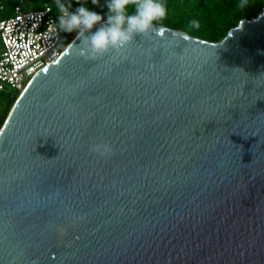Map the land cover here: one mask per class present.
Listing matches in <instances>:
<instances>
[{
	"label": "water",
	"instance_id": "water-1",
	"mask_svg": "<svg viewBox=\"0 0 264 264\" xmlns=\"http://www.w3.org/2000/svg\"><path fill=\"white\" fill-rule=\"evenodd\" d=\"M79 43L0 130V264H264V7L217 42Z\"/></svg>",
	"mask_w": 264,
	"mask_h": 264
},
{
	"label": "clouds",
	"instance_id": "clouds-1",
	"mask_svg": "<svg viewBox=\"0 0 264 264\" xmlns=\"http://www.w3.org/2000/svg\"><path fill=\"white\" fill-rule=\"evenodd\" d=\"M76 3L80 6L73 10L71 0H54L58 17L49 23V30L57 35L75 33L81 54L88 59L104 57L127 48L137 37L152 35L168 16L166 0H105L106 15L89 9L81 0ZM91 4L99 7L100 0H91ZM246 4L247 0H241V7ZM192 23L199 27L197 21Z\"/></svg>",
	"mask_w": 264,
	"mask_h": 264
},
{
	"label": "built area",
	"instance_id": "built-area-1",
	"mask_svg": "<svg viewBox=\"0 0 264 264\" xmlns=\"http://www.w3.org/2000/svg\"><path fill=\"white\" fill-rule=\"evenodd\" d=\"M81 3L85 4V0ZM4 12V1L0 0V94L14 90L13 96L58 59L75 33L57 35L49 30V23L58 17L54 0L40 10L27 11L20 4L12 15L3 16Z\"/></svg>",
	"mask_w": 264,
	"mask_h": 264
},
{
	"label": "trees",
	"instance_id": "trees-1",
	"mask_svg": "<svg viewBox=\"0 0 264 264\" xmlns=\"http://www.w3.org/2000/svg\"><path fill=\"white\" fill-rule=\"evenodd\" d=\"M4 1L6 16L14 13V8L20 4H31L34 10L43 9L52 4V0H2ZM73 10L79 5L76 0H71ZM105 0H100V6L91 4V0H85L84 6L91 10L106 15ZM168 16L159 25L172 29L182 30L193 37L217 42L223 39L228 31L237 26L242 19L256 17L264 7V0H247V4L241 7V0H166ZM4 12V14H5ZM193 21L199 23V27H193ZM19 93L14 94L8 100L5 110L0 117V130L11 110Z\"/></svg>",
	"mask_w": 264,
	"mask_h": 264
},
{
	"label": "rangeland",
	"instance_id": "rangeland-1",
	"mask_svg": "<svg viewBox=\"0 0 264 264\" xmlns=\"http://www.w3.org/2000/svg\"><path fill=\"white\" fill-rule=\"evenodd\" d=\"M22 7H24V9L27 11H33L34 10L33 5H31L30 3L27 5L24 3L22 5ZM3 16H6V12ZM14 92H15L14 90H7L6 92L0 94V117L6 108V105L8 103V100L11 97V94H13Z\"/></svg>",
	"mask_w": 264,
	"mask_h": 264
}]
</instances>
